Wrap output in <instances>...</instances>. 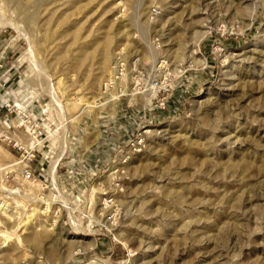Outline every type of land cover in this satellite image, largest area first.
Instances as JSON below:
<instances>
[{
    "label": "rangeland",
    "instance_id": "rangeland-1",
    "mask_svg": "<svg viewBox=\"0 0 264 264\" xmlns=\"http://www.w3.org/2000/svg\"><path fill=\"white\" fill-rule=\"evenodd\" d=\"M0 222V264H264V0H0Z\"/></svg>",
    "mask_w": 264,
    "mask_h": 264
},
{
    "label": "built area",
    "instance_id": "built-area-1",
    "mask_svg": "<svg viewBox=\"0 0 264 264\" xmlns=\"http://www.w3.org/2000/svg\"><path fill=\"white\" fill-rule=\"evenodd\" d=\"M27 154H29V153H27ZM25 172H26L27 179H31V177H32L31 172L29 170H26Z\"/></svg>",
    "mask_w": 264,
    "mask_h": 264
},
{
    "label": "bare ground",
    "instance_id": "bare-ground-1",
    "mask_svg": "<svg viewBox=\"0 0 264 264\" xmlns=\"http://www.w3.org/2000/svg\"><path fill=\"white\" fill-rule=\"evenodd\" d=\"M41 201H42V200H41ZM46 211H48V207L45 209V212H46ZM7 213H8V212H7ZM10 218H13V217L10 216ZM0 224H1V222H0ZM104 264H105V263H104Z\"/></svg>",
    "mask_w": 264,
    "mask_h": 264
}]
</instances>
